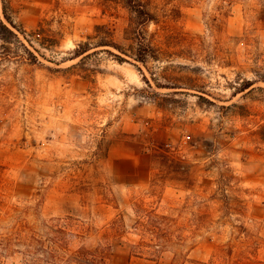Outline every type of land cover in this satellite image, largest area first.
I'll return each mask as SVG.
<instances>
[{"label":"rangeland","instance_id":"1","mask_svg":"<svg viewBox=\"0 0 264 264\" xmlns=\"http://www.w3.org/2000/svg\"><path fill=\"white\" fill-rule=\"evenodd\" d=\"M5 1L0 264L99 243L110 264H264V0H142L160 60L137 67L113 47L71 59L86 41L130 49L124 0ZM238 75L257 83L231 98Z\"/></svg>","mask_w":264,"mask_h":264},{"label":"trees","instance_id":"2","mask_svg":"<svg viewBox=\"0 0 264 264\" xmlns=\"http://www.w3.org/2000/svg\"><path fill=\"white\" fill-rule=\"evenodd\" d=\"M4 3V7L6 6V1L2 0ZM227 2V5L231 8L234 4V0H225ZM126 7L129 9L131 13V29H127L126 33H129L131 38L126 37V39H131L132 44L129 46L130 49L126 50L124 49L120 44H117L115 42H111L109 40L103 39L100 42L97 43V45L91 44V42L86 41V42H81L78 44V46L74 49V55L71 59H77L80 57H87L89 56L90 52L93 49H96L98 47H113L117 49L121 55L127 56V58L113 54L115 55L117 61L119 63H131L135 67H137L136 63H141L144 66L147 65L149 59H154V60H160L159 56L154 53V46L151 44L150 41H147V38L145 37V27L149 26L150 24L154 23L157 24V16L156 14L146 5L142 0H124ZM4 18L5 20L12 25L13 27L17 28L15 26L13 20L11 17L8 15L6 11H4ZM0 25L9 33L17 35L11 31V29L8 27L7 24H5L2 20H0ZM211 29L213 31H218L219 30V24L217 23L216 20L211 24ZM98 29L102 28V26H98ZM18 29V28H17ZM19 30V29H18ZM21 33L25 34L24 31L19 30ZM113 33H109V37H112ZM18 38V37H17ZM19 39V38H18ZM90 39V38H89ZM5 42H8L7 39H4ZM20 41V40H19ZM40 45H57V42L51 41L50 44H47L46 41H49L47 39L40 40ZM20 43H22L20 41ZM22 46L26 48V50L29 52V49L22 43ZM109 51V50H107ZM31 53V52H30ZM95 53V52H94ZM112 53V52H110ZM86 55V56H85ZM34 57V61H37V58L32 54ZM83 57V58H84ZM128 58H131V60H128ZM227 65L231 66L232 63L229 62ZM141 71V70H140ZM143 74V72H142ZM144 79L146 81L147 78L143 75ZM238 78H240V75H238ZM241 82H238L237 85L233 86V91L231 93V98H235L239 94L243 93H249L252 90L255 89V85L257 83V80L255 79H246V78H240ZM179 88V87H175ZM199 98L202 99L203 96L199 95ZM205 99V98H204ZM211 103V102H210ZM171 149L167 148L165 149V153H170ZM164 219H167L164 217ZM145 227V226H144ZM158 229L157 226L154 227V230ZM154 233L155 231H151V233ZM66 237V248L69 247L70 243L79 238L80 235L73 232L69 231ZM171 243V239H164V240H158V241H153L151 240V243H141L138 247L140 249L145 248H154L155 253L161 252L162 249L168 248ZM139 249V248H137ZM142 252V251H139ZM111 246L110 245H103L99 243L96 247L89 248L85 245L80 246L76 251H74L70 256H68L66 259L61 260L62 264H110L111 261ZM50 259H52L55 262H58L59 257L55 255H51Z\"/></svg>","mask_w":264,"mask_h":264}]
</instances>
